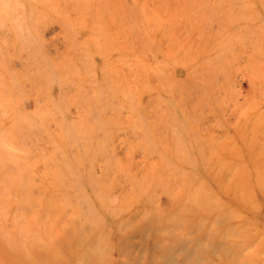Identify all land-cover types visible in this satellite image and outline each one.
Segmentation results:
<instances>
[{
  "label": "rangeland",
  "instance_id": "374dc122",
  "mask_svg": "<svg viewBox=\"0 0 264 264\" xmlns=\"http://www.w3.org/2000/svg\"><path fill=\"white\" fill-rule=\"evenodd\" d=\"M0 264H264V0H0Z\"/></svg>",
  "mask_w": 264,
  "mask_h": 264
}]
</instances>
